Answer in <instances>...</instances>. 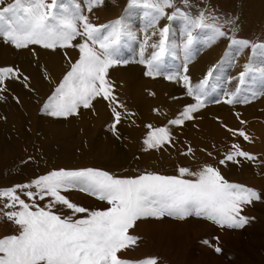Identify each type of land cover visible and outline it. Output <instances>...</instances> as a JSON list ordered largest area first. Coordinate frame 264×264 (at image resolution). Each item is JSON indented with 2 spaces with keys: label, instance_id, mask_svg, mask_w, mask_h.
<instances>
[{
  "label": "snow or ice",
  "instance_id": "obj_1",
  "mask_svg": "<svg viewBox=\"0 0 264 264\" xmlns=\"http://www.w3.org/2000/svg\"><path fill=\"white\" fill-rule=\"evenodd\" d=\"M104 0H0V40L16 49L40 46L56 50L78 49V58L71 62L63 78L44 103L42 111L54 118L79 115L80 110L92 109L94 101L108 102L113 122L109 126L118 135L117 126L125 117L134 115L127 110L115 93V86L108 78L109 69L126 65L128 60L120 56V45L125 37L131 36L124 17L107 24H95L89 14L101 6ZM140 0H130L136 4ZM150 10L147 13L148 27L157 29L162 18L183 22L185 63L182 71L167 75V79L182 82L187 95L194 103L162 127L148 125L149 131L143 141L145 150L161 149L172 143L169 125L183 126L195 119V113L206 106L210 78L219 65L210 67L205 77L193 85L187 61L191 56L194 31L203 33L207 46L221 38H228L229 50L235 52L251 47L253 53L264 49V43L252 44L249 40L230 35L226 25L235 32V20L200 11L196 15L178 7L176 0H143ZM185 8L190 0H181ZM172 8L171 14L166 9ZM89 13V14H86ZM158 40L150 42L147 34L141 45L139 60L145 66V76L162 74L163 61L177 47L169 25L152 33ZM79 38V42L77 41ZM148 48L152 51L148 56ZM66 55V54H65ZM229 52L225 53L228 58ZM251 63H246L238 75L240 85L254 73ZM264 74V70H262ZM6 80H22L30 87L29 77L18 67L0 66V92H6ZM241 87L226 93L229 104L248 103L258 94L241 95ZM2 98V97H0ZM219 102V101H216ZM241 124L245 122L240 121ZM227 128V126H224ZM227 130L233 135L249 141L243 128ZM188 153L192 152L189 147ZM187 154V153H185ZM211 155V153H209ZM240 158L255 161L257 157L233 143L219 165L228 162L240 163ZM177 175L144 172L136 176H116L95 167L79 169L59 168L32 179L28 183L0 188V198L7 203L0 207V218H6L18 226L17 234L0 237V264H158L156 257L128 259L121 253L134 248L139 236L130 230L138 221L165 216L184 220L188 217L204 218L230 229L243 228L249 217L243 215L245 206L261 200V193L250 186L230 182L218 167L205 164L197 171L179 167ZM190 177V178H186ZM78 190L107 203L103 209H89L71 201L65 194ZM27 197V201L22 197ZM47 199L41 207L39 201ZM70 210L69 215L54 211L57 206ZM82 214V215H78ZM205 244H211L205 240ZM214 246V245H213ZM220 253L222 249L214 246Z\"/></svg>",
  "mask_w": 264,
  "mask_h": 264
},
{
  "label": "rangeland",
  "instance_id": "obj_2",
  "mask_svg": "<svg viewBox=\"0 0 264 264\" xmlns=\"http://www.w3.org/2000/svg\"><path fill=\"white\" fill-rule=\"evenodd\" d=\"M116 1L114 0V2ZM126 1L122 5L108 6V3H104V0L101 6L93 9L92 13L86 14H89L91 21L98 25L107 24L120 17L125 18V22L132 35L123 39L120 45V56L122 59L128 60L129 63L110 68L109 75H112L114 78L112 83L115 86L116 95L125 104L127 110L134 113V115L122 119L121 123L117 126L119 134L114 135L109 127L113 122V117L108 102L103 99H97L94 101V107L92 109L82 108L79 115L68 117L66 122L67 120L72 121V118L77 116V120L74 118L75 122H72L78 128H81L82 125L94 127V125H97L95 121H98V125L92 128L95 131L93 138L103 139L105 144L104 146L101 144V148L103 147L102 150H107L106 152L108 153L110 152L115 159L111 164H107L102 154V158L99 161L106 164L103 170L113 175L121 177L136 176L137 174L134 175L130 171L138 163L149 170L157 168L158 173L163 175H177L179 167H188L194 171L202 162H194L191 159L192 152L188 154L187 147L176 148L178 152H169L168 147L164 146L160 150V153L163 151L161 155L160 153L156 155L157 160L152 159L153 151L149 155L150 149L145 150V146L142 149L140 148L139 153L133 155L127 153V151H123V146L127 144L130 137H133L131 132L134 131V128L136 129L137 124L140 122L136 112L145 115L146 118H149L153 122H159V125L162 124V126H165L169 120L174 119L183 110L185 105L195 102L193 97L187 95L186 88L182 82L166 78L170 73L182 71V66L186 62L185 51L183 49V42L186 39L184 36L183 22L179 19L169 21L165 17L159 21L157 29H152L148 27L149 18L147 13L150 10L143 3V0L131 5L130 0ZM190 1L197 4L200 3L198 4L201 8L200 11L203 10L221 18L227 15V17L234 19L235 29L240 24L239 16L241 13L238 11L242 7L243 0ZM263 1L254 0L252 3L250 2V6L257 7L261 4L264 5ZM245 7L250 9L248 6ZM172 11V8L166 9L168 14H171ZM165 20L166 22H164ZM255 24L256 22L251 23V27L249 26L250 28L246 30L250 35L239 34L237 38L246 40L250 38L252 44L264 43V16ZM165 25L170 26L171 38L177 47H175L171 56L165 57L161 75L155 77L145 76V66L136 62L139 60L141 45L146 34L151 37L150 42L158 40V36H153L152 33ZM226 30L230 35L234 34L236 36L237 32L235 30L233 33L231 25H226ZM193 35L197 38L193 42L191 56L187 61V74L192 84H198L205 77L208 69L213 65H219V67L207 85L208 99L206 106L194 114V120L185 122L187 129L195 127V123L199 119L201 120L203 114L207 113L214 114L223 120H233L235 121L237 129L243 128L249 137L251 136L249 141H245L242 137L232 135L227 137V141L223 147L229 150L233 143H239L243 150L254 154L257 159L255 161H248L240 158L239 164L228 162L226 165H219L218 161L220 159L218 160L216 158L211 165L218 167L221 174L228 181L241 183L257 189L261 193L262 198L244 207L243 215L249 217V222L243 228L239 229L222 228L211 221L195 216L185 218L184 220L167 216L160 219L148 218L140 220L134 226V229L130 230L131 234L140 237L137 245L134 248L122 252L121 255L124 258L134 260L156 257L158 264H264V166L262 165L263 161L259 158L263 152L261 147H263L264 143L262 145L254 137V131H256V134L263 137H261V140H264V94H258L248 103L237 102L229 104L226 102V93L235 91L238 86L242 89V96L251 95L253 92L264 93V74H262V70H264V49H257L253 53L252 48L248 47L236 53L235 49L229 50L230 41L228 38H221L211 46H207L203 33L196 30ZM75 42H79V38ZM2 43L4 47L6 43L3 40ZM13 48L15 47L13 46ZM151 51L152 49L148 48L145 56H148ZM226 52H229L228 58H225ZM67 57H70L71 62H74L78 58V49L57 48L56 50H50L40 46H30L27 49L15 48L13 54V58L19 64L21 71L26 64L43 62L42 66L45 65L48 67L50 69V76L55 78L57 77L55 68H59L61 73L58 74L59 81L70 67V61ZM1 62L7 64L4 58H2ZM246 63H251L255 71L246 79L244 85H240L238 75ZM5 83L6 86L16 87V81L14 80H6ZM5 101L6 99L3 98L1 103ZM38 108L37 111H34L38 118L46 120L47 117H51L42 111L43 107ZM145 108L150 112L145 113ZM156 108H160L164 113H169L170 116L167 115L164 117L160 112L154 111ZM26 114L30 115L29 118ZM25 120L29 123L31 113H25ZM241 120L245 123L241 124ZM75 125H72V128L77 130ZM101 128L103 132L100 130ZM147 129L149 128H141L142 131ZM174 133L175 136H179L181 133L180 128L176 126ZM129 135L130 137H128ZM187 136H180V138L185 137L182 139H186ZM99 142L101 141L99 140ZM82 144L85 146L82 151L86 153H101L97 148L90 149V144L86 140ZM223 155L225 154L223 153ZM177 156L180 157L177 158ZM96 157L98 156L96 155ZM165 171L171 172L168 173ZM65 194L71 201L89 209H103L108 206L106 202L100 201L78 190H73ZM21 198L27 201V197L22 195ZM0 201L2 204L0 207H3V204L7 203V200L4 198H0ZM47 202V199L39 201L41 207ZM54 211H58L63 215L70 214V210L63 209L59 205ZM17 229L18 226L13 222L8 221L6 218H0V237L17 234ZM205 240L210 241L211 244H205ZM213 245L219 246L222 251L217 253Z\"/></svg>",
  "mask_w": 264,
  "mask_h": 264
},
{
  "label": "bare ground",
  "instance_id": "obj_3",
  "mask_svg": "<svg viewBox=\"0 0 264 264\" xmlns=\"http://www.w3.org/2000/svg\"><path fill=\"white\" fill-rule=\"evenodd\" d=\"M243 1V4H241L242 7L239 8L238 11L241 14L239 16L240 24L236 26L235 29L237 32L236 37L239 36V34L250 35V33L246 31L251 27L250 24L255 22L257 24L264 16L263 4H258L259 6L252 7L250 6V2L252 3L254 0ZM7 2H12V0H7ZM110 2L111 0H105L104 3H108V6H118L127 1L117 0L114 2L113 0L112 3ZM198 4L190 1V6L185 8L181 3V0H177V6L184 8V10L191 12L193 15L200 12L201 8ZM245 6H248L250 9H247ZM164 22H166V20ZM248 40L250 41V38H248ZM0 43V60L2 61V58H4L7 61V64L0 61V66H14L19 68V64L13 58L15 48L7 43L3 47L2 40H0ZM42 65L43 62L26 64L21 71L24 75L29 77L30 87H25L22 80H14L16 81L15 88L7 86L6 92H0V97H2L0 98V188L11 187L15 184L28 183L40 175H44L49 171L59 168L79 169L87 166L103 170V167L106 166V164L99 161L102 158V154L104 155L107 164H111L112 161L115 160L110 152L108 153L106 152L107 150H102L103 147L101 148V144L104 146L105 141L100 138H93L95 136V131L92 130V128L98 125V121H95L97 122V125H94V127H88V125L81 126L78 124L81 126V128H78V126L73 123L75 122L74 118L77 120V116L72 118L73 122L71 120H67L66 122L67 118L47 117L45 120L36 116L34 111H37L39 109L38 107H43L47 98L52 94L56 85L59 83L58 74H61L60 69L55 68L57 77L52 78L50 76V69L45 65ZM108 78L111 82L114 80L112 75H109ZM3 98H5L6 101L1 103ZM154 111L160 112L164 117L167 115L170 116L169 113L162 112L160 108H156ZM146 112L150 111L145 108V113ZM25 113H31V120L29 123L25 120ZM136 113L140 122L137 124L136 129L134 128V131L131 132L133 137H130V134L128 136L130 139H128L127 144L123 146V151H127V153H130L131 155L139 153L140 148L142 149V147L145 146L143 141L149 129L142 131L141 128L143 129L148 125L162 127V124L159 125V122H153L149 118H146L145 115H142L139 112ZM26 116L29 118L30 115L26 114ZM167 119L169 118L167 117ZM195 124L196 126L192 129H187L186 123L181 127L177 126V128H180L181 132L179 136L174 135V129L176 126L169 125L172 134V143L165 146L168 147L169 152L177 151L176 148L180 147H190L192 149L191 159H193L194 162H202L198 168L195 167L197 169L194 171H197L205 164L213 163L216 158L219 160L221 157H224L223 153L225 154L228 150L225 149L223 145L227 141V137L232 136L227 128L237 129V126L235 121L223 120L211 113L203 114L201 120L199 119ZM72 125H75L77 130L72 128ZM225 125L227 128L224 127ZM30 129L32 130L28 131ZM246 129L248 130V128ZM100 130L102 131V128ZM184 135H188V138H180V136ZM254 137L258 139L257 141L261 144L264 143V140H261L263 137L261 136V138L256 134V131H254ZM85 140L90 144V149L97 148L101 153L89 154V152L86 153L82 151V149L85 148L82 144ZM99 140L102 143L99 142ZM163 148L150 149L149 155H151V152L153 151L152 159L157 160L156 155L160 153V150ZM261 150H263V152L259 158L263 161L262 165L264 166V145L261 147ZM209 153H211V155H209ZM96 155L98 157H96ZM179 157L177 156V158ZM130 172L134 175L144 172L158 173L157 168L149 170L140 163L133 166V169ZM165 172L169 173L171 171ZM0 206H2L1 201Z\"/></svg>",
  "mask_w": 264,
  "mask_h": 264
}]
</instances>
